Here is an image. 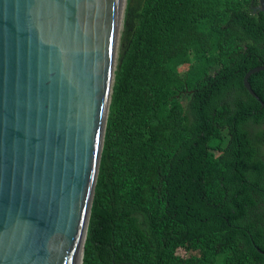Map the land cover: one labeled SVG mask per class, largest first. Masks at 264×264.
<instances>
[{
	"label": "trees",
	"instance_id": "1",
	"mask_svg": "<svg viewBox=\"0 0 264 264\" xmlns=\"http://www.w3.org/2000/svg\"><path fill=\"white\" fill-rule=\"evenodd\" d=\"M256 4L126 0L81 264H264Z\"/></svg>",
	"mask_w": 264,
	"mask_h": 264
},
{
	"label": "water",
	"instance_id": "2",
	"mask_svg": "<svg viewBox=\"0 0 264 264\" xmlns=\"http://www.w3.org/2000/svg\"><path fill=\"white\" fill-rule=\"evenodd\" d=\"M125 2L0 0V264H81Z\"/></svg>",
	"mask_w": 264,
	"mask_h": 264
},
{
	"label": "rangeland",
	"instance_id": "3",
	"mask_svg": "<svg viewBox=\"0 0 264 264\" xmlns=\"http://www.w3.org/2000/svg\"><path fill=\"white\" fill-rule=\"evenodd\" d=\"M121 29H122V22H121ZM121 31V30H120ZM120 35V34H119ZM178 251L180 252V253H182V251L180 250V249H178Z\"/></svg>",
	"mask_w": 264,
	"mask_h": 264
},
{
	"label": "bare ground",
	"instance_id": "4",
	"mask_svg": "<svg viewBox=\"0 0 264 264\" xmlns=\"http://www.w3.org/2000/svg\"><path fill=\"white\" fill-rule=\"evenodd\" d=\"M120 26H121V22H120Z\"/></svg>",
	"mask_w": 264,
	"mask_h": 264
}]
</instances>
